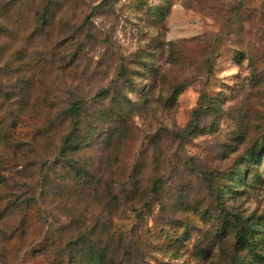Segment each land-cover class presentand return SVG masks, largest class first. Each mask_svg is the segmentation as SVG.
<instances>
[{
  "label": "rangeland",
  "instance_id": "374dc122",
  "mask_svg": "<svg viewBox=\"0 0 264 264\" xmlns=\"http://www.w3.org/2000/svg\"><path fill=\"white\" fill-rule=\"evenodd\" d=\"M255 142L264 0H0V264H264Z\"/></svg>",
  "mask_w": 264,
  "mask_h": 264
},
{
  "label": "trees",
  "instance_id": "16d2710c",
  "mask_svg": "<svg viewBox=\"0 0 264 264\" xmlns=\"http://www.w3.org/2000/svg\"><path fill=\"white\" fill-rule=\"evenodd\" d=\"M54 8L52 6V2L49 3L45 9L41 13L38 14L39 16V21L41 22V25H47L49 22H52L53 19L57 17L60 13H63V8L56 10V15L53 16L54 13ZM53 24V22L51 23ZM181 52V50H179ZM83 109V104L82 103H75L72 108L69 110L70 116L73 120V125H74V130H77L78 127L81 124V113ZM198 119L199 117H195ZM79 147V143L75 141L74 139L68 138L65 141L64 144V149L66 152L68 151H75ZM264 151V144H261L260 142H255L253 146L250 149V152L247 154V159L248 161H255L257 157L260 155V152ZM76 152H73L75 154ZM245 171H248V168H246ZM233 228L236 229V239L238 241V244L241 245L242 247H250L251 244V238L249 235L250 230L253 232V225L252 224H246L244 226L243 222H241V219L238 218V221L236 220V224L233 226Z\"/></svg>",
  "mask_w": 264,
  "mask_h": 264
}]
</instances>
